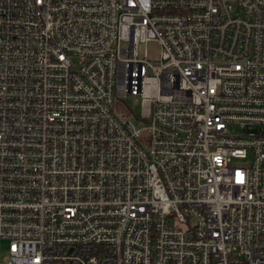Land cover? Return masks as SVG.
Returning <instances> with one entry per match:
<instances>
[{"label": "built area", "instance_id": "2783aa9c", "mask_svg": "<svg viewBox=\"0 0 264 264\" xmlns=\"http://www.w3.org/2000/svg\"><path fill=\"white\" fill-rule=\"evenodd\" d=\"M0 240L264 264V0H0Z\"/></svg>", "mask_w": 264, "mask_h": 264}, {"label": "rangeland", "instance_id": "374dc122", "mask_svg": "<svg viewBox=\"0 0 264 264\" xmlns=\"http://www.w3.org/2000/svg\"><path fill=\"white\" fill-rule=\"evenodd\" d=\"M145 49H147L148 54L152 55L156 52V48L154 46V44L152 45H147L145 47ZM126 105L129 109L132 110V113L136 116H139V105L137 101L131 100V99H127L126 101ZM137 127L143 126V123H137V122H133ZM5 250H6V242L1 241L0 240V259L4 256L5 254Z\"/></svg>", "mask_w": 264, "mask_h": 264}]
</instances>
